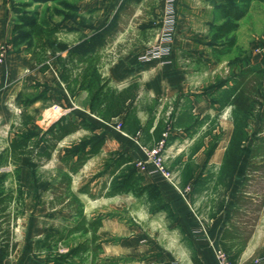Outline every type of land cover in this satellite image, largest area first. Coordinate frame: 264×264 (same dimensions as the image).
Returning a JSON list of instances; mask_svg holds the SVG:
<instances>
[{"label":"crops","instance_id":"0c3cea01","mask_svg":"<svg viewBox=\"0 0 264 264\" xmlns=\"http://www.w3.org/2000/svg\"><path fill=\"white\" fill-rule=\"evenodd\" d=\"M122 1H119L117 7ZM221 1L176 0L175 29L168 63L155 59L141 62L139 59L157 40L161 25L159 21L154 39L132 44L121 52L117 60L104 67L107 81L113 90L130 89L135 93L131 110L136 122L134 126H129L125 112L110 123L100 120L102 124L95 123V134L105 141L99 154L94 156L97 167L105 156L116 157L122 154L131 160L130 165L135 168L137 161L146 160L150 149L163 143L161 154L165 168L171 172L180 191H176L159 174L141 175L145 184L154 183L158 186L160 197L166 199L178 224L187 227V235L193 240L198 236H193L191 231L199 227L200 220L190 214L192 207L185 195L194 193L198 177L203 179L209 176L214 179L226 176L227 184L223 188L226 200L217 216L210 221V235H206L204 242L194 240V256L188 253L184 257V263H181L167 249L158 247L153 255L156 257V264H192L193 257H198L202 264H218V239L235 208L241 179L250 163L251 147L253 144H264V134L258 133L264 107L260 104V95L264 91V73L262 87L257 89L258 94L253 93L252 96L253 119H247V115L231 103L234 95L232 87L242 70L252 67L264 71V33L259 39L248 31V36L243 39L240 31L241 24L255 2L250 3L246 16L228 37L235 39L231 51L220 54L218 51L224 40L214 42L213 35L214 28L226 22L218 7ZM143 2L144 0H131L129 8L143 6ZM152 9L161 20L160 0H156ZM11 31L8 6L4 0H0V49L4 46L9 48L0 64V152L8 147V142L32 130L40 131L41 136L61 116L76 123L74 115L84 117L67 106L69 95L56 70L50 67L41 72L23 47L12 49ZM238 48L240 51L233 57L228 56ZM31 91L34 92L30 98L32 102L25 106V98ZM43 102L46 104L45 109L40 110ZM53 104L56 105L55 109ZM31 111L34 115L31 114L33 117L28 118ZM78 132L80 130L76 131ZM76 133L64 137L53 151L51 159L45 163L38 162L35 158L22 157L19 181L15 180L12 164L0 166V176L6 174V179L9 180L7 182L5 179L0 188L3 192L9 189L13 196L3 215L7 216V231L10 233L11 243L15 245L13 251L0 259V264H44L52 260L53 256L47 257L49 240L45 241L44 237L49 233H61L66 224L71 225L74 215L66 202L60 205L53 198L51 185H56L57 179L54 182L49 179L45 191H42V179H37L36 173L41 170L66 172L60 161ZM43 150L44 146L41 145L38 151ZM230 159L234 160L232 168L226 167L227 160ZM88 162L89 160L84 165ZM125 167L122 166L117 173ZM148 169H151L150 165ZM210 169V172L215 173H208ZM70 186V192L75 195L73 175ZM16 194L22 196L19 204L14 199ZM121 196L105 199L114 200ZM78 199L83 203V214L93 217V201L86 195H78ZM263 215L264 206L238 264H264L263 232L260 231L256 237ZM119 229L118 226L116 229L109 228V224L102 220L97 232L101 243L99 258L108 260L142 251V241H136L133 236L116 238L115 241L108 239L111 234L117 233L118 236L121 233Z\"/></svg>","mask_w":264,"mask_h":264},{"label":"trees","instance_id":"16d2710c","mask_svg":"<svg viewBox=\"0 0 264 264\" xmlns=\"http://www.w3.org/2000/svg\"><path fill=\"white\" fill-rule=\"evenodd\" d=\"M20 4L19 11H14L15 20L12 25L11 35H19L21 42L31 38L33 45L29 51L31 60L35 61L38 69L45 72L52 65L50 57L53 56V49L57 46V38L62 27L60 22L55 23L54 18L60 17L62 21L75 9L74 0H18ZM131 0H123L121 5L117 7L112 18V26L107 31L97 36V43L88 47L86 51L81 48L73 47L66 53L59 69V77L65 85L69 97L73 98L80 91H89L93 85L94 79L102 69L101 51L106 45L110 35L115 33L118 21L124 15L129 17L133 10L129 8ZM138 1V0H134ZM251 2L264 3V0H222L219 4L220 12L225 19L221 25L214 28V42L224 40L222 42L219 53L230 52L235 42L234 37L229 35L238 28V23L243 19ZM53 4L52 7H46L40 10L43 5ZM36 6L32 11L25 12L29 7ZM107 38V39H106ZM109 40V39H108ZM264 71L261 68H245L237 76V81L232 87L233 98L232 105L244 114L249 115L252 111L253 93H257V89L262 87ZM104 83L100 85L92 94V98H104L106 92L102 96ZM102 96V97H101ZM256 103V102H255ZM261 124L258 128L259 134H264V107L261 115ZM81 130L80 123H76L61 116L59 120L47 127V130L36 140L33 141L34 134L25 133L11 140L6 149L0 152V166L10 163L14 166L15 180L19 181V165L22 157L35 158L38 162L45 163L51 159L53 151L56 149L60 141L76 131ZM105 141L100 136L85 143L81 148L76 150L66 149L62 155L61 163L66 172L56 185H51V191L54 200L60 205L66 202L71 209L75 222L67 226L61 233H49L44 240L53 239L54 243L64 241L66 237L80 233L88 235V238L80 242L78 245L69 249L64 255H57L52 260L46 261L44 264H76L74 259L83 260L82 256L86 252H90L92 263L96 256L101 253L100 238L97 235L102 225L103 218L101 216L88 220L83 214V205L81 201L70 192L71 175L77 174L79 169L91 159V157L99 154ZM43 145L44 150L38 151ZM250 163L247 165L244 175L241 179L239 193L235 200V208L233 209L227 226L224 227L219 237L220 253L226 258L228 264H238L242 252L245 250L250 241L253 232L257 226L258 219L264 206V144H253L250 150ZM234 160H227L228 168H232ZM131 160L126 155H117L108 166L110 175H115L122 166H126L118 181L109 183L103 182L100 190L106 191L105 197H112L121 194H131L133 197H146L149 200H158L160 197L159 188L156 184H145L143 176L134 168ZM227 168V169H228ZM6 174L0 176V184L6 179ZM92 182H88L90 185ZM89 186L85 185L78 189L79 193L86 194L89 198L95 195L90 193ZM12 195L0 188V259L6 257L10 251L15 249V245L11 243L10 233L8 230L7 216L3 215L5 207L11 201ZM114 261L103 264H113ZM192 264H202L198 257L192 258Z\"/></svg>","mask_w":264,"mask_h":264},{"label":"rangeland","instance_id":"374dc122","mask_svg":"<svg viewBox=\"0 0 264 264\" xmlns=\"http://www.w3.org/2000/svg\"><path fill=\"white\" fill-rule=\"evenodd\" d=\"M120 0H74L73 4L75 9L72 10L70 14L64 20L60 17L54 18L55 23L60 22L62 27L57 38V46L53 49V56L50 57L52 62V69L56 70L59 74L60 65L63 60L66 58V53L68 50L73 49V47L81 48L84 52L88 47L97 43V36L101 35L100 33L107 31L112 26H115L112 23V18L116 12L118 3ZM9 13V25L12 27L15 20L14 11H19L20 1L18 0H6ZM156 0H144L143 6H135L133 10V15L127 17L124 15L123 18H120L118 21L117 29L115 33L110 35L106 41V45L101 51L102 59V69L98 76L94 79L93 85L89 91H80L75 94L73 98L68 96L67 106L72 109V111H78L83 114L84 117L75 116V120L80 123L81 130L76 133L74 138L70 140L69 149L76 150V148H81L85 143H89L96 137L95 123H110L114 121L121 113H125L127 121L130 122L129 126H134L136 122L135 117L133 116L132 102L135 98V93L132 90H113L105 75V66L117 60L121 52L132 46V44L139 41L146 42L154 39L155 33L159 28V15L154 13L153 5H155ZM53 4L43 5L40 7V10L43 11L46 7H52ZM36 6L29 7L25 12L32 11ZM241 38H246L248 35L246 32L251 31L254 35L261 39L262 34L264 33V3H253L251 5V10L247 18L241 24ZM19 35L13 37L11 35V47L12 49L23 47L25 51L29 52L33 41L31 38L21 42L19 40ZM244 46V45H242ZM242 48V47H241ZM240 48V49H241ZM242 50V49H241ZM239 48L234 53L229 54L228 56L233 57V55L239 52ZM229 53V52H228ZM104 83V92L106 95L104 98L94 99L92 98L93 92ZM34 95V92L31 91L28 97L25 99V106L31 103V96ZM101 96V97H102ZM260 104L264 105V91L260 95ZM46 104L43 102L40 110H44ZM48 105V104H47ZM56 105L53 104L55 109ZM33 111L30 115H27L28 118H32ZM257 114V112H256ZM253 115H247V119H253ZM101 122H100V121ZM102 124V123H101ZM40 131L32 130L29 134H34L33 141H36L39 136ZM78 140V141H77ZM115 159L114 156H105L103 162L98 163L96 157H91V160L87 165H83L77 174L73 175L75 177L76 191L75 196L86 195L79 193L78 189L87 185L90 193L95 195L94 198H89L93 201V211L95 212L93 217H86L88 220L93 219L94 217L101 216L105 223L109 224V228L116 229L120 227L121 233L116 235L111 234L108 237L111 241H115L116 238H130L135 237L142 241L140 245L141 252L133 253L132 255H124L123 257H113L114 259L103 260L97 255L94 263H92V258L90 252H86L82 258L74 259L76 264H103V262L108 263L109 261H114L113 264H156V257L153 256L156 254V249L162 247L169 253H172L177 262L184 263V257L190 253L194 256L195 253V241L201 242L206 238V235H210L211 229V219H214L219 210L221 209L223 202L226 200V191L223 190L226 186L227 181L226 176H220L218 178L210 179L209 176L205 178H199L198 186L194 193H189L185 195L192 209H190V214L197 216L198 226L197 229L191 231L193 236H198L194 240L189 238L187 235V227L179 225L175 215L169 210L168 203L166 199L159 198L158 200H149L146 197H133L131 194H121L119 199H105V193L107 191H101V184L107 181L109 183H114L119 180L122 172L116 173L115 175H110V169L108 166ZM61 162V161H60ZM93 164L91 167L90 165ZM61 166L63 164L61 163ZM60 166V167H61ZM89 166V170H87ZM64 167V166H63ZM66 170V169H65ZM208 173H215L210 172ZM63 171L56 170H41L39 173H36L37 179H42L41 185L44 187L41 189L45 191V185L48 184V180L51 179L52 182L57 179V182L60 180ZM8 182L9 180L6 179ZM92 182L88 185V182ZM218 183V184H217ZM220 183V184H219ZM50 184V183H49ZM7 193L11 194V191L5 190ZM13 197V196H12ZM102 198V199H99ZM12 199V198H11ZM15 202L19 204V199H22V196L15 195ZM80 200V199H79ZM81 201V200H80ZM82 203V202H81ZM83 205V203H82ZM73 210V208L71 207ZM75 219L71 224H74ZM114 224V227H112ZM260 226L258 227V232H263L264 235V215L259 222ZM69 224H66V227ZM64 227V228H66ZM119 229V230H120ZM65 229L62 231L64 233ZM88 235H81L80 233L66 237L64 241L54 243L53 239H50L48 242L47 257L57 255L64 256L70 249L78 245L83 240L87 239ZM107 239V240H108ZM204 242V241H203ZM157 247V248H156ZM139 248V246H137ZM218 264V258H216Z\"/></svg>","mask_w":264,"mask_h":264},{"label":"built area","instance_id":"2783aa9c","mask_svg":"<svg viewBox=\"0 0 264 264\" xmlns=\"http://www.w3.org/2000/svg\"><path fill=\"white\" fill-rule=\"evenodd\" d=\"M6 1V0H4ZM162 8V16L160 20V29L158 32L157 40L146 50L140 59L141 62H147L148 60H165V63H168L167 60L171 54L170 47L173 40V33L175 29V2L176 0H160ZM9 50L8 46L1 47L0 49V64L4 61L5 55ZM257 51H261L257 49ZM163 149V143H159L153 149H150L147 153L146 160L137 161L135 163V168L141 174L151 173L159 174L163 179L170 183L176 191L178 189L176 183H174L171 172L165 168L164 157L161 154ZM151 166V169H148V166ZM199 221V220H198ZM200 222V221H199ZM217 258L219 264H228L226 258L219 252H217ZM1 263V260H0Z\"/></svg>","mask_w":264,"mask_h":264}]
</instances>
